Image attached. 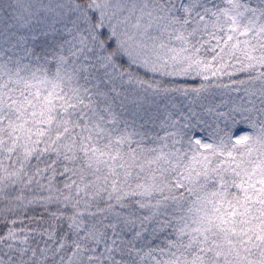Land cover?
I'll list each match as a JSON object with an SVG mask.
<instances>
[{"label":"snow or ice","instance_id":"6c2138e0","mask_svg":"<svg viewBox=\"0 0 264 264\" xmlns=\"http://www.w3.org/2000/svg\"><path fill=\"white\" fill-rule=\"evenodd\" d=\"M0 264H264V0H0Z\"/></svg>","mask_w":264,"mask_h":264}]
</instances>
